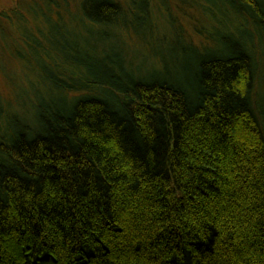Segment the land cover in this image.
I'll return each mask as SVG.
<instances>
[{
    "label": "trees",
    "instance_id": "obj_1",
    "mask_svg": "<svg viewBox=\"0 0 264 264\" xmlns=\"http://www.w3.org/2000/svg\"><path fill=\"white\" fill-rule=\"evenodd\" d=\"M27 4L0 22L28 78L0 97V264H264V0Z\"/></svg>",
    "mask_w": 264,
    "mask_h": 264
},
{
    "label": "rangeland",
    "instance_id": "obj_2",
    "mask_svg": "<svg viewBox=\"0 0 264 264\" xmlns=\"http://www.w3.org/2000/svg\"><path fill=\"white\" fill-rule=\"evenodd\" d=\"M30 2V0H0V22L2 27V31L9 34L11 33V30L8 25V20L5 21V18L2 16V10H4L5 13L8 15H11L13 12L11 9L14 6H25L27 7V2ZM189 5V6H188ZM183 9L182 6L179 10L180 15L179 19L181 23L183 24V29L185 30V34L189 38H194V42L196 44H199L200 40L197 38V36L194 34V27L197 24H201V22L204 23L202 19H200V16L198 13H196L195 8L188 4ZM6 17V16H5ZM8 17V16H7ZM11 17V16H10ZM9 17V18H10ZM12 18V17H11ZM11 18L9 19L11 23ZM180 23V22H179ZM0 25V26H1ZM12 26V25H11ZM222 28L223 30H226L221 24H219V29ZM222 30V31H223ZM231 31V30H230ZM237 32L233 31L236 36H238L239 39L246 41L250 44V38L249 34L246 30H237ZM255 35L257 36V32L254 31ZM221 38L229 39L228 42L232 40L230 36H228V33L223 32L220 36ZM171 39V37H169ZM137 41L143 40L148 42L149 38L146 39L143 36L135 38ZM264 42V40H262ZM138 46L133 48L136 50L135 52L138 55V62L139 63H154L156 59H154L157 56V52L159 50V47L156 46L153 48V52L151 53L150 50L146 49V47L138 42ZM264 46V45H263ZM261 47V43H260ZM264 50V49H263ZM187 59H190L189 55H186ZM146 59V61H144ZM263 65L260 70V86H256L257 90L256 92L260 93L264 97V59L262 61ZM259 78V75H258ZM28 80L26 76V72L24 71L23 65L21 63H18L17 61H14V59L11 57H8L4 51L0 48V97L3 100L6 101H13L14 96H17L18 90H14V87H18L16 84L20 83L23 84L25 81ZM12 99V100H11Z\"/></svg>",
    "mask_w": 264,
    "mask_h": 264
}]
</instances>
